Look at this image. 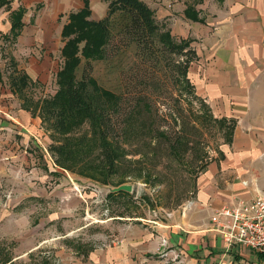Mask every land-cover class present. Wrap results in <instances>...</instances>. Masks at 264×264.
<instances>
[{"label":"crops","instance_id":"1","mask_svg":"<svg viewBox=\"0 0 264 264\" xmlns=\"http://www.w3.org/2000/svg\"><path fill=\"white\" fill-rule=\"evenodd\" d=\"M87 1L91 16L93 0ZM164 1L167 4L151 9L153 15L173 39L191 41L190 46L198 60L189 67L188 79L212 122L227 134L226 145L220 148L219 157L216 155L210 160L196 178L195 192L187 202V208L174 211L157 207L151 211V216L149 206L143 202L147 212L132 213L131 216L114 214L102 221L117 222L110 239L100 245L83 246L77 253L66 246V238L89 227L79 223L72 231L66 230L63 236L46 237L26 252L44 243L49 248H56L53 242L61 240L55 253L56 257L61 255V264H264V257L259 253L224 243L210 223V217L224 203L235 199L251 200L264 192V0H173L174 4L171 0ZM11 2L1 9L8 8ZM83 6L84 0L81 8ZM19 10L23 11V25L13 37L11 15ZM26 13L22 6L9 12L8 32L4 33L3 39L27 44L21 41L27 39L24 35ZM48 14L44 18L45 30L50 28L51 15ZM31 40L36 43L40 39L34 37ZM32 58L35 57L30 56L29 63L35 66V71L26 66L22 70L14 53L11 57L19 72L28 77L27 88L18 93L11 85L13 71L2 65L6 59L0 57L3 66L1 69L0 65V178L13 171L19 186L38 185L44 178L39 177L35 153L41 144L39 138L48 140L39 116L43 99L34 103L25 96L45 67L43 64L38 66L35 60L32 62ZM30 174L36 177H27ZM57 181L58 178L48 184H55V187L65 184ZM126 198H129L126 194H114L99 199L102 202L112 200L117 205L127 201ZM15 200L43 202L49 227L57 226L58 219H62L65 228L66 219L79 221L77 212L87 209V196L69 195L66 190L41 193L37 188L29 193L21 192ZM162 240L166 245H161Z\"/></svg>","mask_w":264,"mask_h":264},{"label":"rangeland","instance_id":"2","mask_svg":"<svg viewBox=\"0 0 264 264\" xmlns=\"http://www.w3.org/2000/svg\"><path fill=\"white\" fill-rule=\"evenodd\" d=\"M108 1L103 0L96 5L91 3L89 19H103ZM141 1L150 9L167 4L164 0ZM170 3L174 4L173 0ZM19 6L27 12L24 16V35L27 39H21L27 44L17 41L10 43L3 39L4 33L8 32L9 12ZM81 7L82 0H12L8 8L0 10V57L6 59L5 65L1 64L11 71L14 53L22 70L26 66L35 71V66H30V56L35 57L32 62L35 60L38 66L45 65L42 71L44 76L42 73L36 84L25 92V96L34 103L49 99L57 91L56 72L62 65L60 31L67 23L68 15ZM47 13L51 15V20L50 28L45 30L44 18ZM34 37L40 40L35 43L31 40ZM30 40L33 41L31 46L28 43ZM155 49L158 51L157 63L144 56L135 44L114 32L106 49L105 60L93 61L88 66L82 61L76 73L77 81L83 74H89L99 87L119 96L118 113L110 118L114 130L110 141L118 142L121 146L115 161V174L106 177L103 171L96 168L94 159L98 148L95 142H98V137L89 121L72 125L63 134L52 132L41 124L48 140L39 138L41 144L36 149L35 163L39 177L44 178L32 187L28 184L17 185L19 179H15L13 171L0 178V264H61V255L55 256L61 240L53 242L56 248H49L44 243L31 252L26 251L46 237L63 236L66 230L72 231L79 223L89 226L87 232L83 230L71 234L70 238L64 240L66 243L68 241L66 246L77 253L83 246L100 245L110 239L117 222L102 221L114 214L131 216L132 213L147 212L144 203L149 206L151 216V211L157 207L174 211H181L184 206L187 208V202L195 192L196 178L210 160L216 155L219 157L220 148L228 141L227 134L212 122L205 106L192 95L183 96L182 86L174 74L177 58L162 50L159 44L155 45ZM128 117L131 118L130 124ZM122 126H128L127 132L118 136L117 128ZM50 146L64 147V156L57 157ZM60 166L71 171H62ZM27 177L36 176L30 174ZM57 178L59 181L56 183L65 184L59 187L48 184ZM120 183L134 186L127 201L116 205L112 200H100L108 194L109 189ZM138 183L146 187H140ZM95 187L101 192H92ZM37 188L41 193L66 190L69 195L87 196V209L77 212L81 218L79 221L64 219L65 228L62 227V219H58L57 226L49 227L43 202L20 203L15 200L21 192L29 193ZM23 253L26 254L16 259Z\"/></svg>","mask_w":264,"mask_h":264},{"label":"trees","instance_id":"3","mask_svg":"<svg viewBox=\"0 0 264 264\" xmlns=\"http://www.w3.org/2000/svg\"><path fill=\"white\" fill-rule=\"evenodd\" d=\"M10 1L0 0V9L8 5ZM22 16V10L13 12L11 15L10 33L13 37H16L22 28ZM89 17L90 9L87 0H84L83 8L68 15L67 23L61 31L64 44L60 53L62 66L56 74L57 91L49 99L41 101L39 116L47 129L59 134L67 132L72 125L89 121L98 137V142H95L98 148L94 159L96 168L109 177L115 174V161L121 150L118 142L110 141L111 133L114 132L110 118L111 115L118 113L116 108L119 96L99 87L97 81L89 74H83L77 81L76 73L82 61L88 66L93 61L105 60L106 49L114 37V32L135 44L144 56L156 63L158 62L156 44L161 45L162 50L169 55L176 57L174 74L182 86L183 96L192 95L202 106L205 105L196 96L194 86L188 79L189 67L198 60L195 50L190 46L191 41L173 39L165 30L163 23L155 19L152 10L144 2L141 0H109L107 13L103 19L93 21ZM12 66L14 76L11 75V85L14 86L16 92L22 93L28 86V77L22 71L19 72L14 63ZM129 119L131 118L128 117L127 122L130 124ZM124 126L117 128L118 136L127 132L128 126ZM50 149L57 157L64 156V147L50 146ZM60 167L70 170L63 166ZM114 194L129 195L121 191L108 193L107 197Z\"/></svg>","mask_w":264,"mask_h":264},{"label":"built area","instance_id":"4","mask_svg":"<svg viewBox=\"0 0 264 264\" xmlns=\"http://www.w3.org/2000/svg\"><path fill=\"white\" fill-rule=\"evenodd\" d=\"M138 186L146 187L140 183ZM133 190L134 186L131 193ZM92 191L101 192L97 187ZM210 223L211 229L228 246L240 245L264 257V192L251 200L235 199L224 203L210 217ZM161 245H166V241L162 240Z\"/></svg>","mask_w":264,"mask_h":264},{"label":"water","instance_id":"5","mask_svg":"<svg viewBox=\"0 0 264 264\" xmlns=\"http://www.w3.org/2000/svg\"><path fill=\"white\" fill-rule=\"evenodd\" d=\"M126 192V193H131L132 191V186L131 185H120L118 187L112 188L108 190V193H117V192Z\"/></svg>","mask_w":264,"mask_h":264}]
</instances>
